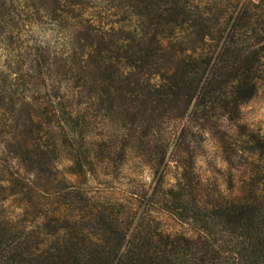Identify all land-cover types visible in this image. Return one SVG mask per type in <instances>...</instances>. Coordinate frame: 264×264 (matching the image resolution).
<instances>
[{
    "label": "trees",
    "instance_id": "1",
    "mask_svg": "<svg viewBox=\"0 0 264 264\" xmlns=\"http://www.w3.org/2000/svg\"><path fill=\"white\" fill-rule=\"evenodd\" d=\"M90 2L0 0V264H264V0Z\"/></svg>",
    "mask_w": 264,
    "mask_h": 264
},
{
    "label": "rangeland",
    "instance_id": "2",
    "mask_svg": "<svg viewBox=\"0 0 264 264\" xmlns=\"http://www.w3.org/2000/svg\"><path fill=\"white\" fill-rule=\"evenodd\" d=\"M90 1L91 4H95V7L98 8V6L103 5V3L109 4L110 1L113 2L114 0ZM96 11L97 10H94V13L91 16L93 20H98L100 18V13H96ZM237 125L245 126V132L247 134L253 133L258 135H264V86H262L255 98L241 109V115L239 119L237 120L235 125H231V128L229 129V132L233 135L238 132ZM242 140L243 138L238 139L239 142ZM243 158H246V160L242 161L239 164H236L237 167L232 170V175H230V181H232L234 188H238L239 185L249 177L250 172L247 170V167L251 163L256 162L255 159L249 156L244 155ZM198 168L199 172L201 173V175H203L204 178L213 179L214 181H217L222 188H225V183L227 182V180H229V177L226 174V166L222 162V159L220 158V153L212 142L207 143L205 158H202L200 160ZM161 219L167 230H180L176 223L172 219H169V217L162 216Z\"/></svg>",
    "mask_w": 264,
    "mask_h": 264
}]
</instances>
